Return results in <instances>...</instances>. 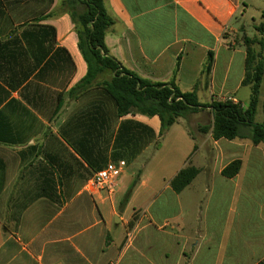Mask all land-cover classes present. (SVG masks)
<instances>
[{
    "label": "crops",
    "instance_id": "crops-1",
    "mask_svg": "<svg viewBox=\"0 0 264 264\" xmlns=\"http://www.w3.org/2000/svg\"><path fill=\"white\" fill-rule=\"evenodd\" d=\"M63 1L0 0V264H264V147L215 141L181 119L156 148L159 117H119L99 87L74 94L88 66ZM105 3L114 20L105 44L125 68L247 108L244 37L262 40L264 57V0ZM235 160L240 172L224 177ZM110 165L122 169L115 192L91 188ZM188 166L200 173L177 194L171 182Z\"/></svg>",
    "mask_w": 264,
    "mask_h": 264
},
{
    "label": "trees",
    "instance_id": "trees-1",
    "mask_svg": "<svg viewBox=\"0 0 264 264\" xmlns=\"http://www.w3.org/2000/svg\"><path fill=\"white\" fill-rule=\"evenodd\" d=\"M61 12L70 15L78 35L79 49L88 66L86 76L73 89L74 94L99 87L115 102L119 117H159L161 131L156 148L160 147V141L173 125L206 109L211 110L213 123L201 126V133L211 134L215 141L239 139L248 140L254 146H264V122H255L264 78V57L258 47L263 46V41L259 38L244 37L246 72L243 85L251 88L247 108L232 100L202 103L197 91L182 92L175 78L170 83L153 82L125 68L110 55L105 37L114 20L108 13L105 0H64ZM262 17V23L256 27L260 35H264V11ZM212 66L213 58L210 56L203 74L208 76ZM241 167L242 161L235 160L223 170L222 175L234 178ZM199 173L200 169L195 166L182 169L171 182L174 192L181 193ZM137 182L136 179L124 195L122 208L128 204ZM25 208L22 206L21 210Z\"/></svg>",
    "mask_w": 264,
    "mask_h": 264
},
{
    "label": "rangeland",
    "instance_id": "rangeland-1",
    "mask_svg": "<svg viewBox=\"0 0 264 264\" xmlns=\"http://www.w3.org/2000/svg\"><path fill=\"white\" fill-rule=\"evenodd\" d=\"M249 90H244V92H240L237 94V98L239 100H241L242 102L244 103H247V94H246V91H250V88H247ZM208 100H210V97H205V96H200V101L205 103L207 102ZM184 121L187 122V128L188 130H191L192 132H195L196 130V123H201V124H205V125H211L213 123V115L212 113L209 111V112H204L202 115H189L188 116V119L187 118H184ZM255 122L256 123H263L264 122V81H263V84H262V94H261V97H260V102H259V106H258V110H257V115H256V118H255ZM172 137V136H171ZM168 147H170L171 149H174V148H179L180 145L178 144H175L174 143V140H173V137L171 138V140L169 141V144H168ZM262 147H264L262 145ZM203 162H204V166H205V170L207 172V175L210 176L213 169L215 168L216 166V162H213L211 159H210V153H209V150L208 149H204V152H203ZM201 158V156H200ZM255 158L253 156L249 157V162H250V167L252 168L251 170H254V168H257L258 167V163H260L259 160H254ZM200 160V159H199ZM264 160L261 159V162H263ZM256 163V164H255ZM260 166L261 167H264L263 164L260 163ZM208 178L207 176H202L199 180L198 183H205V179ZM247 178H259L258 175H252L251 173L248 174ZM162 198H160L159 201H161ZM157 208V206L155 207ZM15 220V216L14 214L10 215V219L8 220V222L11 224L13 221Z\"/></svg>",
    "mask_w": 264,
    "mask_h": 264
},
{
    "label": "built area",
    "instance_id": "built-area-1",
    "mask_svg": "<svg viewBox=\"0 0 264 264\" xmlns=\"http://www.w3.org/2000/svg\"><path fill=\"white\" fill-rule=\"evenodd\" d=\"M121 173V167L110 165L107 168L96 172L89 185L91 188H97L99 190L107 189L109 193L113 194Z\"/></svg>",
    "mask_w": 264,
    "mask_h": 264
}]
</instances>
